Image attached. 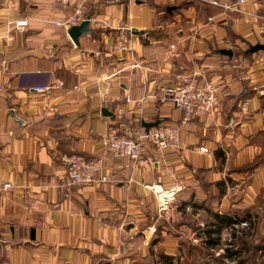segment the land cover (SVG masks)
<instances>
[{"label":"crops","instance_id":"1","mask_svg":"<svg viewBox=\"0 0 264 264\" xmlns=\"http://www.w3.org/2000/svg\"><path fill=\"white\" fill-rule=\"evenodd\" d=\"M216 1L239 11L211 0H87L93 31L75 44L63 23L78 0H0V264H148L156 245L167 255L178 245L182 260L198 239L175 215L202 226L204 212L183 202L248 212L255 243L264 240V52L246 53L264 43V0ZM123 27L133 35L119 59ZM193 74L219 86L218 101L182 122L162 88ZM120 119L177 125L179 147L115 158L99 139ZM69 155L101 157L98 179L108 180L69 184Z\"/></svg>","mask_w":264,"mask_h":264},{"label":"built area","instance_id":"2","mask_svg":"<svg viewBox=\"0 0 264 264\" xmlns=\"http://www.w3.org/2000/svg\"><path fill=\"white\" fill-rule=\"evenodd\" d=\"M116 3L120 0H106ZM242 2L243 0H238ZM85 2L87 0H78L74 7L73 14L63 23L65 26L78 25L84 20L89 22L93 17L86 13ZM213 5L222 6L225 9H235L231 4H221L216 0H211ZM239 11V9H235ZM264 19L262 16H256ZM18 29H24L28 25L26 18H19L13 21ZM59 24V23H56ZM133 32L130 28L123 27L119 29L116 40L113 45V51L118 54L119 59H124V53L128 50V44ZM1 89V88H0ZM37 91L41 88H35ZM162 92L175 109L182 114V122H187L201 115L211 113L218 101L219 86L213 82H199L195 75H186L180 78L176 84H168L162 88ZM245 110L244 106L241 108ZM100 143L105 152L110 153L115 158H129L132 160L140 159L144 156L149 146L157 151H163L168 148H178L180 143L179 126L169 123H158L156 126L144 127L133 126L131 123L120 119L106 130L100 136ZM200 151L208 152L207 147H200ZM66 164V174L69 178V184L85 185L91 184L97 180L107 181V176L98 174L102 170V158H86L81 155H69L64 157ZM11 184H4L3 188L11 187ZM173 193L164 195L159 205L158 211L166 213L170 208Z\"/></svg>","mask_w":264,"mask_h":264},{"label":"trees","instance_id":"3","mask_svg":"<svg viewBox=\"0 0 264 264\" xmlns=\"http://www.w3.org/2000/svg\"><path fill=\"white\" fill-rule=\"evenodd\" d=\"M182 205L183 209L188 205L194 210H203L208 217L200 226L193 216L186 215L185 222L195 233L198 244L187 246L185 257L178 262L173 261L172 255L161 254L164 264H197L198 259L209 263L210 258L219 259L221 257L220 254L215 256L219 249L224 251L233 264H264V240L255 243L254 234L251 232L255 226V218H252L248 212L221 213L205 201L183 202ZM242 223L245 228L240 227ZM224 229L230 231L229 242L225 245L221 242ZM156 242L157 238H154L152 244Z\"/></svg>","mask_w":264,"mask_h":264},{"label":"rangeland","instance_id":"4","mask_svg":"<svg viewBox=\"0 0 264 264\" xmlns=\"http://www.w3.org/2000/svg\"><path fill=\"white\" fill-rule=\"evenodd\" d=\"M181 206V204H180V202L178 201H176V202H174V204H173V208H174V212H175V210H176V213H177V210H178V208ZM191 210V209H190ZM176 217L174 218V220H173V223L174 224H176V223H178V222H180V221H182V220H185L186 218H187V216H189V213H188V215L186 216V217H180L179 215H175ZM195 217L199 220V221H202L203 220V223H204V221H205V217H206V213L205 212H200L199 213V215H195ZM228 232H230L229 231V229H226V230H224V232H223V234H222V236H221V242L225 245L227 242H229V233ZM179 235V234H178ZM183 237H180V240L181 241H179V244H182V247L184 246V247H186L187 245H188V240L189 239H187V238H185L184 236L185 235H182ZM192 237V239L193 238H195V234H190V238ZM181 242V243H180ZM197 243H198V241H197ZM179 249H180V247H178V245H175L174 247H173V249H171L170 250V253L172 252V253H174V255H172L173 256V261L174 262H178L179 261ZM142 251V248H139V245H135V247H133V249L131 250V252H137L136 253V255H138V253L140 254V252ZM165 251H168V250H166V249H164V248H162L161 246H158V245H156V247H155V249H149L148 250V252H149V254L152 256V257H150L149 258V260H151V262L149 261V263L148 264H151V263H153V264H164L163 263V257L161 256V254H166V253H164ZM182 252V251H181ZM220 254V258L219 259H212V258H210V262L209 263H205L204 262V260L203 259H198V261H197V264H233L232 263V261L229 259V257H226V255H225V253H224V251L223 250H219L216 254H215V256H217V255H219ZM146 262L147 261H144V260H141L140 258H136V260H135V263L134 264H146Z\"/></svg>","mask_w":264,"mask_h":264},{"label":"water","instance_id":"5","mask_svg":"<svg viewBox=\"0 0 264 264\" xmlns=\"http://www.w3.org/2000/svg\"><path fill=\"white\" fill-rule=\"evenodd\" d=\"M89 20L86 19L84 20L82 23L78 24V25H72L68 28L67 30V34L69 35V37L75 42V44H78V37L86 34V33H90L93 31L92 28L89 27ZM257 51H263L264 52V43H256L254 45H250L249 48L246 50V53H254ZM218 54H223V55H228L231 56L232 55V51L230 49H218L215 51ZM158 124V122L155 123H147L145 124V127H151V126H156Z\"/></svg>","mask_w":264,"mask_h":264}]
</instances>
